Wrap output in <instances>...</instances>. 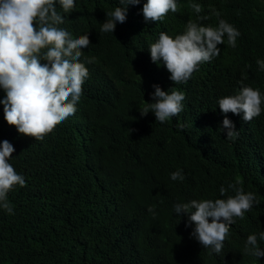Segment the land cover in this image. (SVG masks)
<instances>
[{
    "label": "trees",
    "instance_id": "1",
    "mask_svg": "<svg viewBox=\"0 0 264 264\" xmlns=\"http://www.w3.org/2000/svg\"><path fill=\"white\" fill-rule=\"evenodd\" d=\"M146 2L75 0L64 13L57 0L64 17L57 27L72 38L89 36L79 61L89 75L75 114L42 140L8 125L0 104V143L14 146L8 163L25 179L7 193L12 213L0 207V264H264L244 250L251 234L264 250V101L250 122L243 113L227 114L239 133L231 140L218 106L242 86L264 97V70L256 63L264 60V0H176L177 12L158 22H145ZM126 6L125 23L102 33L106 13ZM220 20L240 32L236 46L225 35L220 54L186 83L174 84L163 62H152L150 45L161 32L175 38L189 21L218 27ZM153 85L184 94L178 116L160 123L152 112L141 115ZM5 96L0 88V100ZM177 170L183 181L170 178ZM237 180L259 203L235 218L216 254L191 237L188 214L174 207L227 199L235 192L221 196L220 187Z\"/></svg>",
    "mask_w": 264,
    "mask_h": 264
},
{
    "label": "clouds",
    "instance_id": "2",
    "mask_svg": "<svg viewBox=\"0 0 264 264\" xmlns=\"http://www.w3.org/2000/svg\"><path fill=\"white\" fill-rule=\"evenodd\" d=\"M56 2L0 0V88L6 93L0 104H3L7 124L15 126L18 133L36 140H42L57 125L75 114L82 85L89 75L85 65L79 62L83 54L81 49L91 44L89 36L85 34L72 38L68 31L57 27L64 23V17L57 12ZM125 2L127 5L140 4V0H121V3ZM59 4L63 12L68 13L75 7V0H59ZM192 8L196 13L201 11L198 4H193ZM177 10L176 0H147L142 14L145 22H158L169 11L175 13ZM106 16L100 31L113 33L117 23H125L127 6L116 7ZM225 35L228 45L235 47L240 32L226 21L220 20L218 27L189 21L184 33L175 38L165 32L159 34L157 42L150 45L151 60L158 66L163 62L174 84L186 83L199 64L210 62L220 54L218 45L224 43ZM256 63L264 70V60H257ZM153 88L152 102L140 110L141 115L152 112L160 123L178 116L183 110L181 102L185 99L184 94L163 91L158 85H153ZM262 101L264 97L259 89L248 86H242L236 95L218 100L219 109L224 114L221 129L226 130L227 139L231 140L239 134L227 114L243 113L242 119L250 122L261 114ZM178 127L182 129L183 125ZM14 152L15 148L8 140L0 143V207L9 214L13 210L7 202V193L16 185L25 186L24 177L8 163ZM170 178L183 181L185 177L181 170H177L171 173ZM237 184L239 180L229 184L228 188L220 187L221 196L229 189L235 192L227 199H194L174 207L176 214H188V225H194L191 237L216 254L221 253L229 226L236 222L235 218L243 219L245 212L250 211L254 203H259L254 193H245ZM152 210L149 208L150 212ZM259 239L264 240V231L259 233ZM244 250L248 255L264 257V250L257 246L255 234L247 237Z\"/></svg>",
    "mask_w": 264,
    "mask_h": 264
}]
</instances>
